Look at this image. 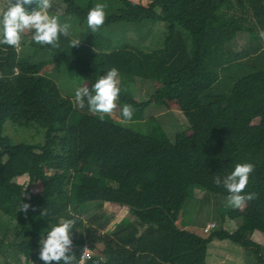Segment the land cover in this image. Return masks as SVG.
I'll use <instances>...</instances> for the list:
<instances>
[{
    "label": "trees",
    "instance_id": "1",
    "mask_svg": "<svg viewBox=\"0 0 264 264\" xmlns=\"http://www.w3.org/2000/svg\"><path fill=\"white\" fill-rule=\"evenodd\" d=\"M78 1L53 0L50 14L56 7L61 15L75 16L83 24L94 5ZM120 2L119 11L107 14L97 32L86 26L76 35L81 40L78 47H69L72 36L61 35L60 47L53 49L36 44L28 33L27 45L54 50L53 61L74 70L90 89L102 69L118 70L116 113L103 121L89 112L87 103L81 109L74 105V95L62 94L57 81L42 72L46 61H32L22 51L0 45V212L11 218L14 238L8 247L44 264L39 259L41 236L46 238L50 227L74 215L78 219L72 230L73 252L78 259L88 243L95 250L88 264H117L112 258V246L117 244L130 252L132 264H207L213 240H230L254 253L257 264H264L263 246L246 230L264 218V0ZM156 21L165 22L168 33L163 46L151 51L134 44L113 46L101 33L114 24ZM240 33L247 34V40L234 46ZM136 78L159 85L146 101L137 100L130 89ZM172 103L188 122L175 141L154 116L145 122L147 132L117 121L125 104L134 109L131 121H140L150 104ZM87 118L103 125L99 166L82 164ZM7 121L44 129L43 142H13L4 133ZM152 157L163 170L151 166ZM243 163L252 164L254 171L242 194L255 193L256 198L223 213V218L238 222L235 231L221 228L197 235L177 224L195 188L227 198L228 191L214 181ZM22 175L28 176L26 183L15 180ZM91 202L102 205L76 212ZM22 203L31 206L27 216L17 211ZM104 203L129 207L135 216L105 236L110 247L96 238L110 223L101 210ZM44 210L48 215L41 214ZM5 238L4 232L0 244ZM2 255L6 264H12L8 253Z\"/></svg>",
    "mask_w": 264,
    "mask_h": 264
},
{
    "label": "rangeland",
    "instance_id": "2",
    "mask_svg": "<svg viewBox=\"0 0 264 264\" xmlns=\"http://www.w3.org/2000/svg\"><path fill=\"white\" fill-rule=\"evenodd\" d=\"M134 1L139 2L143 5H147L150 2V0ZM78 2L82 6H85L90 2L94 6L96 4H102L105 6L104 11L106 15L118 12L122 6L120 0H79ZM6 5L7 0H0V11H2ZM54 10L55 12H53L52 15H56L61 24L68 23L70 25L69 30L72 37L76 38L77 34L79 35L81 31L86 29L87 21L81 24L75 16L61 15L59 11L56 10V7L54 8ZM116 28H128L126 31H123L121 33L123 41L125 35L128 32L129 37L132 38V44L138 46L144 51H151L153 49L161 48L168 33L167 24L163 21H156L154 23L147 22L143 24H114L109 26L108 29H102L101 33H107V31ZM112 32L117 36L114 30ZM28 33L22 35L21 46L19 50L22 51L21 55L24 57H28L29 59L31 58L30 60L36 62L46 61V65L43 68L42 72L43 74L50 76L57 81L63 95L71 97L75 94V90L77 87L86 85L87 82L83 78H81L74 70H70L66 65L55 63L53 61L54 57L56 56V52L54 50H39L32 48L30 45H27L29 41ZM184 36L185 40L190 43V35L187 31H184ZM246 40L247 34L240 33L236 39V44L234 46H237V44H243ZM107 71V69H102L99 78L105 75ZM118 80L120 82V79ZM158 86V83L153 80L136 78L135 81L131 83L130 89L137 100L146 101L150 97V95L158 88ZM115 113L116 109L114 110L113 114ZM152 116L156 117V120L165 130L168 138L171 141H175L177 134L186 131L188 128L186 116L182 111L179 110L175 103H172L169 107L150 104L144 110L143 120L130 121L127 125H121L131 128L135 131L147 132L148 124L145 122ZM87 119L89 120L91 118ZM88 120H86L83 127V132L87 137V140L82 152V164L99 166L102 158L101 137L103 134V125L100 122L94 121L92 119L90 121ZM120 120L121 118L117 117V121L119 122ZM4 133L7 134L13 140V142L27 141L30 143H37L43 142L44 139V129L37 126L20 127L15 125L11 121H7L5 123ZM151 166L155 169L163 170V165L156 161L154 157L151 158ZM15 180L19 183H26L28 181V176L22 175L16 177ZM38 189L39 191H42L41 184H39ZM104 204L105 206H103L101 210L106 213L105 217L110 219V223L107 227V230L104 231L105 233H100L98 235L99 237H97L96 235L95 236L97 239H100V243L105 244L104 242H106V246L110 247L109 245L111 244V242H109L105 235L110 234V231L115 227L118 221L122 223L126 222L127 224L129 223V219L131 218V216L129 215L128 210L130 208L124 207V210L120 211V207H118L120 205L118 204ZM99 205H102L101 202H91L88 204H84L82 205V207H79L76 212L78 213L81 210H86L89 207H99ZM229 208L231 207L228 206L227 198L199 188H195L193 194L186 200L184 207L178 217L177 224L179 226H184V228L192 231L200 229L199 231L203 232V228L205 226L210 223H214L216 225L214 229L224 228L229 231H235L238 228V222L227 217L223 218V213ZM124 217L126 218L124 219ZM257 222H259L258 224H256L257 229L254 228V225L252 226L251 230H248V233L254 231L259 232L260 230L264 231V227L262 226L261 221ZM10 228H12L11 218L3 216L0 212V241L4 237V232L6 233L5 242L0 244V251L5 254L8 253V255H10L8 259L12 264H37L36 262L25 259L22 254H16L12 248L8 247L9 245H7V243L14 238L13 234H11V231H9ZM88 232L90 233L89 226H86L84 228V233L88 234ZM259 239L261 240L260 242L264 244L263 234ZM224 244L228 245L231 248L230 251L232 253V257L225 259L226 255L222 253V256L220 257L222 258V260L218 259V257L215 258V253L219 252L217 246ZM112 247L109 248V251H111ZM3 253H0V264H6L2 255ZM207 262H214L217 264H257V256L254 253L245 250L240 245L231 242L230 240H213L209 245Z\"/></svg>",
    "mask_w": 264,
    "mask_h": 264
},
{
    "label": "clouds",
    "instance_id": "3",
    "mask_svg": "<svg viewBox=\"0 0 264 264\" xmlns=\"http://www.w3.org/2000/svg\"><path fill=\"white\" fill-rule=\"evenodd\" d=\"M35 5L29 10V6ZM104 5L96 4L87 14V26L93 33L97 32L104 24L106 14ZM53 9V0H7V6L0 11V45L10 46L17 51L20 50L22 35L32 33L31 39L39 45H48L56 49L60 47V36L69 38L70 25L61 24L56 15H50ZM264 39V32L261 33ZM81 43L79 38L69 39V47H78ZM7 49H5L6 51ZM3 79V74H0ZM118 70L113 67L105 75L101 76L90 89L88 86L77 87L74 94V105L84 108L87 103L91 114L97 115L101 121L105 116H111L117 107L116 101L120 94ZM134 109L131 105L125 104L121 109L122 125H127L133 117ZM254 171L250 163L236 164L234 170L222 180L217 177L216 185H223L228 191V206L242 208L246 201L256 198L255 193L242 194L248 185L249 176ZM30 204H19L18 210L27 216ZM42 215H48L44 210ZM77 217L72 219H61L55 226L47 230V237L41 236L39 241V259L44 264H76L77 259L73 252V229L77 223ZM85 258H90L87 248L84 249L79 259V264H84Z\"/></svg>",
    "mask_w": 264,
    "mask_h": 264
},
{
    "label": "crops",
    "instance_id": "4",
    "mask_svg": "<svg viewBox=\"0 0 264 264\" xmlns=\"http://www.w3.org/2000/svg\"><path fill=\"white\" fill-rule=\"evenodd\" d=\"M50 14V13H49ZM154 26V25H153ZM108 29V28H107ZM128 29V28H127ZM126 28H116V29H112V30H109V31H107V33H103V36L105 37V38H107V39H111L112 40V45L113 46H119V44H132V42H131V39L132 38H130L129 37V35H128V32H127V34L125 35V37H124V41H123V39H122V36H121V33L123 32V31H126L127 30ZM115 31V33L117 34V36L116 35H114V33L112 32V31ZM121 36V37H120ZM134 39V38H133ZM121 40H122V42H121ZM118 43V44H117ZM135 43H138V42H135ZM136 46V45H135ZM83 85H85V84H83ZM73 96V95H72ZM103 206H105V204L103 205ZM118 207H120V211H122V210H124V207H122V206H118ZM127 210V209H126ZM128 212H129V215L131 216V218L129 219V223L130 222H132V221H134V219H135V216H134V214L133 213H131V211L130 210H128ZM126 217H124V219H125ZM120 220H123V219H120ZM258 221H261V224H262V226L264 227V218L262 217V218H260ZM128 223V224H129ZM259 222H257L256 224H258ZM118 224H121V225H127V223L125 222V223H122V222H119L118 221V223L116 224V225H118ZM256 224H255V226H254V228H256L257 229V227H256ZM115 225V226H116ZM180 227H182V228H184V226H180ZM247 229V232H249L248 230H251L252 229V227H248V228H246ZM200 230V229H199ZM199 230H193L194 232H195V234H197V235H205L203 232H200ZM253 231V230H252ZM264 231H262V230H260L259 232H257V231H254V232H251V233H248L249 234V236L251 237V238H253L255 241H257L258 243H260L262 246H263V248H264V244L263 243H261L260 241V236L263 234L264 235V233H263ZM100 233H105L104 231H100ZM106 236V235H105ZM115 244H117V242H114ZM118 245L119 244H117V245H114V247H113V250H112V258H113V262H115V263H117V264H132V256H131V254H130V252L129 251H126V253H125V251H124V249H120V248H118ZM217 249H218V251L219 252H217V253H215V258L216 257H218V259H220V260H222V258H220L222 255V253H224L225 255H226V257H225V259H227V258H230V257H232V253H231V251H230V247L228 246V245H226V244H224V245H218L217 246ZM264 251V250H263ZM109 253H110V251H108ZM221 263V262H220ZM207 264H217V263H214V262H207Z\"/></svg>",
    "mask_w": 264,
    "mask_h": 264
},
{
    "label": "built area",
    "instance_id": "5",
    "mask_svg": "<svg viewBox=\"0 0 264 264\" xmlns=\"http://www.w3.org/2000/svg\"><path fill=\"white\" fill-rule=\"evenodd\" d=\"M215 227H216V225H215L214 223H210V224H208L207 226H205V227L203 228V233H204V234H208V233H209L212 229H214ZM85 248H87L88 253L90 254V258H85V260H84V264H88V262H89L90 259L92 258V256H93L95 250H94V249H93L88 243H85V244L83 245V247H82V251H81V253H80V255H79L78 259H77L76 264H79V259H80V257L82 256L83 251H84Z\"/></svg>",
    "mask_w": 264,
    "mask_h": 264
}]
</instances>
